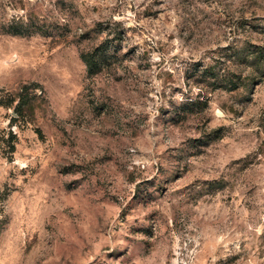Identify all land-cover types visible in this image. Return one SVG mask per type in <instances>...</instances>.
Instances as JSON below:
<instances>
[{
  "label": "rangeland",
  "instance_id": "374dc122",
  "mask_svg": "<svg viewBox=\"0 0 264 264\" xmlns=\"http://www.w3.org/2000/svg\"><path fill=\"white\" fill-rule=\"evenodd\" d=\"M23 85L0 264H264V0H0V96Z\"/></svg>",
  "mask_w": 264,
  "mask_h": 264
},
{
  "label": "trees",
  "instance_id": "16d2710c",
  "mask_svg": "<svg viewBox=\"0 0 264 264\" xmlns=\"http://www.w3.org/2000/svg\"><path fill=\"white\" fill-rule=\"evenodd\" d=\"M114 48L113 45L109 44L107 41L100 43L98 46L93 49L83 51L80 57L83 59L87 72H92L104 64L105 60L108 59L110 51ZM263 58V55L260 56ZM256 59V58H255ZM218 81H225L226 85H229L231 89H235L239 87V85L243 84V79H240L239 75L230 74L225 75L224 78L219 76L215 77ZM32 88L30 86L23 85L18 93L16 94H6L0 96V107L11 109L16 115L21 118L24 117L26 111H31V101L29 99L30 90ZM192 102L189 105L194 104ZM13 122H15L16 117H12ZM16 136L14 133L8 131L7 134L4 133V130H0V146H4L9 155L8 159H11L12 153L15 151V143ZM264 235V233H263Z\"/></svg>",
  "mask_w": 264,
  "mask_h": 264
}]
</instances>
